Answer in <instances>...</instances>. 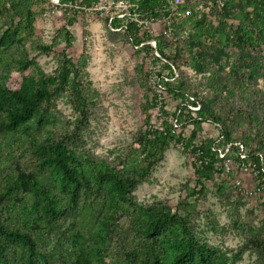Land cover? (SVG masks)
Returning <instances> with one entry per match:
<instances>
[{
	"label": "trees",
	"instance_id": "trees-1",
	"mask_svg": "<svg viewBox=\"0 0 264 264\" xmlns=\"http://www.w3.org/2000/svg\"><path fill=\"white\" fill-rule=\"evenodd\" d=\"M35 1L0 0V19L10 21L0 32V146L12 141L13 157L30 159L28 164L17 163L11 173L0 176V264H53L57 248L48 239L53 233L62 234L59 236L78 247L72 253L67 251L77 264H93V257L81 245L84 234L78 227L80 220L86 213L91 214L95 228L90 237L104 240L121 212L126 211L132 214L133 226L144 238L142 247L126 251L130 264H237L243 249L229 255L198 237L187 213L167 205H137L131 195L174 142H184L195 159L199 193L214 173L233 174L225 167L226 160L231 159L241 169L251 171L256 179L255 191L264 194V90L258 87V79L264 77V65L255 66L249 64V59H242L232 66L231 72L224 68L212 72L206 77L207 94L199 98L195 83L180 81L177 85L172 81L175 68L180 66L177 58L164 51V45L173 42L167 30L155 37L142 34L136 25L129 24L124 34L134 47L143 44L140 50L151 51L154 48L146 42L156 40L160 56H154V62L161 64L151 66L150 76H158L161 85L182 101L170 114L165 109V99L160 101L155 95L154 107L160 105L165 117L162 125L152 124L148 116L132 159L99 162L91 155L78 153L72 145V139L91 118L92 89L86 79V61H76L69 54L73 46L71 31L66 26L62 28L66 46L55 74L45 72L29 55H11L13 49L26 47L35 33ZM199 2L206 4L208 0H185L176 6L178 14L192 11ZM170 8L167 0L140 3V11L153 17L168 15ZM226 8L227 3L222 9H212ZM241 8L243 17L235 36L246 55H251L264 44V0H245ZM65 13L69 14L70 25L84 16L82 10ZM117 25L118 22L114 27ZM33 46L42 53L54 49L53 44L43 41H34ZM187 51L191 58L196 57L193 46ZM14 70L18 77H12ZM165 70L170 76L163 75ZM66 91L77 114L72 130L67 128L64 114L55 103ZM197 106L198 110L192 109ZM182 122L199 129L204 122L223 126L224 140L217 145L218 139L212 137L197 142L199 131L195 128L186 139L179 132ZM6 211L12 213L10 218L3 216ZM250 243L264 254V235H256ZM93 249L102 252L100 245Z\"/></svg>",
	"mask_w": 264,
	"mask_h": 264
},
{
	"label": "rangeland",
	"instance_id": "rangeland-1",
	"mask_svg": "<svg viewBox=\"0 0 264 264\" xmlns=\"http://www.w3.org/2000/svg\"><path fill=\"white\" fill-rule=\"evenodd\" d=\"M226 3L228 8L218 10L208 9L203 2H199L192 11L181 15L176 7H171L169 14L162 16L155 26V37L167 30L170 41H173L164 45L166 55L177 58L180 66L179 69L175 68L176 76L172 81L177 85L180 81L195 83L199 98H203L204 94L206 96L209 89L206 77L212 72L222 68L225 72H231L232 66L242 59H249V64L255 66L264 65V44L251 55H246L235 36L243 17L241 7L245 0H227ZM33 11L36 14L35 33L30 36L26 47L12 50V57L29 55L39 62L45 72L55 74L61 52L66 46L62 31L66 26L73 35L69 54L76 61H86V79L92 89L91 118L78 136L72 139V145L78 153L91 155L99 162L119 163L132 159L138 147L136 141L146 128L148 116L152 119L151 123L157 126L164 122L160 105L154 107L155 95L161 96L160 101L165 99V109L170 114L182 101L171 95L158 82V78L154 79L155 75L150 76L151 66L161 64L154 62V56H160L157 42L154 46L150 42L152 39L147 41L154 49L143 52L140 50L143 44L134 47L127 40L124 30L115 31L108 27L104 19L91 16L78 17L70 25L69 14L56 10L48 0H36ZM98 22L101 24L96 26ZM9 24V19H0V32ZM34 41L53 44L54 49L50 53L38 52L34 49ZM192 46L197 52L195 58L185 53ZM179 48L182 50L178 51ZM163 75L170 76L169 70H165ZM18 76V71L14 70L12 77ZM258 87L264 90V77L258 79ZM55 103L64 114L67 128L74 129L77 114L71 105L69 91L63 93ZM192 109L198 110L199 106ZM193 116H197V113L193 112ZM219 127L204 122L203 128L199 129L182 122L179 132L188 139L195 128L199 131L197 142L212 137L218 139L215 142L217 145L224 140L221 136L223 126ZM236 136L241 138L239 134ZM11 142L0 146L2 177L11 173L17 163L28 164L30 161L27 156L14 158ZM240 149L243 150L242 147ZM194 162L184 142L172 143L149 177L132 192L134 202L143 206L167 205L173 210L187 213L191 226L203 241L228 251L229 255L243 249L237 264H264L263 252L250 243L256 235H264V194L255 191L254 175L227 159L226 163L233 174L226 171L214 173L206 182L203 192L199 193ZM237 181L241 182L244 190L240 189ZM3 216L10 218L12 213L6 211ZM94 221V217L86 213L78 226L84 234L81 245L85 253L93 257V264H130L126 251L142 247L144 241L133 226L132 214L121 212L119 219L113 223V231L104 240L90 237V232L95 228ZM59 235L53 233L48 238L50 245L57 248L53 264H77L76 258L67 251L72 253L78 247ZM96 245H100L102 252L93 249Z\"/></svg>",
	"mask_w": 264,
	"mask_h": 264
},
{
	"label": "built area",
	"instance_id": "built-area-1",
	"mask_svg": "<svg viewBox=\"0 0 264 264\" xmlns=\"http://www.w3.org/2000/svg\"><path fill=\"white\" fill-rule=\"evenodd\" d=\"M142 0H49L52 6L60 11L82 10L85 16H91L94 19H104L111 29L115 31L126 30L129 24L136 25L141 33H148L153 36L155 34V26L162 18L148 16L140 11V3ZM171 7H176L185 2V0H171ZM227 0H208L205 7L212 9L217 6L222 9ZM118 25L114 27L115 23ZM152 44L156 46V40L152 39ZM158 76H156L157 79ZM160 79L158 78V82ZM161 97V96H160ZM159 97V100H161ZM224 156V154H221ZM227 170L229 167L225 164ZM240 189L242 186L237 181ZM244 190V189H242Z\"/></svg>",
	"mask_w": 264,
	"mask_h": 264
},
{
	"label": "water",
	"instance_id": "water-1",
	"mask_svg": "<svg viewBox=\"0 0 264 264\" xmlns=\"http://www.w3.org/2000/svg\"><path fill=\"white\" fill-rule=\"evenodd\" d=\"M167 1H168V3L171 5V3H172L171 0H167Z\"/></svg>",
	"mask_w": 264,
	"mask_h": 264
},
{
	"label": "crops",
	"instance_id": "crops-1",
	"mask_svg": "<svg viewBox=\"0 0 264 264\" xmlns=\"http://www.w3.org/2000/svg\"><path fill=\"white\" fill-rule=\"evenodd\" d=\"M97 24H98V25H97ZM97 24H96V26H99L101 23L98 22Z\"/></svg>",
	"mask_w": 264,
	"mask_h": 264
}]
</instances>
